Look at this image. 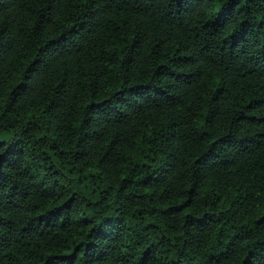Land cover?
<instances>
[{
    "label": "trees",
    "instance_id": "1",
    "mask_svg": "<svg viewBox=\"0 0 264 264\" xmlns=\"http://www.w3.org/2000/svg\"><path fill=\"white\" fill-rule=\"evenodd\" d=\"M0 264H264V0H0Z\"/></svg>",
    "mask_w": 264,
    "mask_h": 264
}]
</instances>
